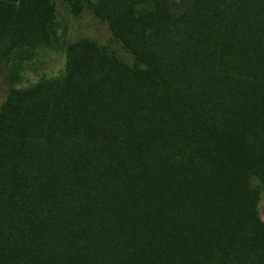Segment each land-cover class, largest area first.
<instances>
[{"label": "trees", "instance_id": "16d2710c", "mask_svg": "<svg viewBox=\"0 0 264 264\" xmlns=\"http://www.w3.org/2000/svg\"><path fill=\"white\" fill-rule=\"evenodd\" d=\"M133 54L67 45L0 105V264H264V0H73ZM52 0H0V56Z\"/></svg>", "mask_w": 264, "mask_h": 264}, {"label": "rangeland", "instance_id": "374dc122", "mask_svg": "<svg viewBox=\"0 0 264 264\" xmlns=\"http://www.w3.org/2000/svg\"><path fill=\"white\" fill-rule=\"evenodd\" d=\"M52 1L55 4V34L51 41L14 49L7 56H0V105L12 87H25L42 78L59 76L64 68L67 45L79 39L92 40L123 63L131 67L136 65L133 54L111 33L107 22L95 17L90 8L74 12L73 0ZM258 210L264 219V189Z\"/></svg>", "mask_w": 264, "mask_h": 264}]
</instances>
